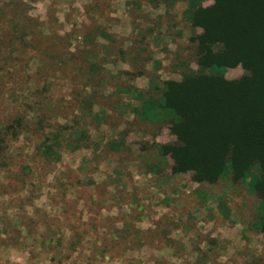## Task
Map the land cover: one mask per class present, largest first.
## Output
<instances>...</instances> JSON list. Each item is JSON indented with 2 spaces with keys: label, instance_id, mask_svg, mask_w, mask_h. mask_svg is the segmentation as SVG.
<instances>
[{
  "label": "rangeland",
  "instance_id": "374dc122",
  "mask_svg": "<svg viewBox=\"0 0 264 264\" xmlns=\"http://www.w3.org/2000/svg\"><path fill=\"white\" fill-rule=\"evenodd\" d=\"M33 3L0 0V137L23 123L0 155V258L16 247L47 264H264L249 179L173 175L157 147L176 138L148 113L165 82L197 71L200 30L184 15L212 1L50 0L30 16ZM58 129L61 159L44 160L42 135Z\"/></svg>",
  "mask_w": 264,
  "mask_h": 264
},
{
  "label": "trees",
  "instance_id": "16d2710c",
  "mask_svg": "<svg viewBox=\"0 0 264 264\" xmlns=\"http://www.w3.org/2000/svg\"><path fill=\"white\" fill-rule=\"evenodd\" d=\"M208 8L190 6L184 18L200 33L197 71L163 84L160 98L148 113L170 124L175 144L157 147L170 157L173 175L192 173L198 185H215L228 178L249 179L262 208L258 228L264 234V0H211ZM240 67L244 75L227 80V70ZM158 119V118H157ZM22 120L3 128L0 155L16 139ZM79 134L72 149L81 148ZM62 129L42 135L39 153L59 162L64 150Z\"/></svg>",
  "mask_w": 264,
  "mask_h": 264
},
{
  "label": "clouds",
  "instance_id": "9594fccd",
  "mask_svg": "<svg viewBox=\"0 0 264 264\" xmlns=\"http://www.w3.org/2000/svg\"><path fill=\"white\" fill-rule=\"evenodd\" d=\"M49 3L50 0H36V3L31 4V10H29L28 14L30 16H35L38 13L43 15L49 6ZM58 7L61 8L62 11L66 10V6L64 4L58 5ZM8 215L14 216L15 213L12 210H9ZM0 238H7V234L0 231ZM6 262L7 264H47V261L42 258H38L34 261L30 260L28 252L16 247H9L6 252H3V258H0V264H6Z\"/></svg>",
  "mask_w": 264,
  "mask_h": 264
}]
</instances>
